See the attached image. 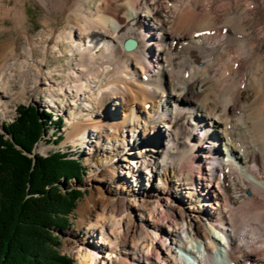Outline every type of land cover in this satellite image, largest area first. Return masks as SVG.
Here are the masks:
<instances>
[{
    "label": "bare ground",
    "instance_id": "1",
    "mask_svg": "<svg viewBox=\"0 0 264 264\" xmlns=\"http://www.w3.org/2000/svg\"><path fill=\"white\" fill-rule=\"evenodd\" d=\"M27 2L45 14L47 32L29 34ZM260 9L255 0H0V36H7L0 39V107L7 110L12 96L26 100L32 69L48 93L50 74L60 73L47 62L67 54L73 67L63 93L73 105L86 104L84 114H69L76 135L68 140L89 144L87 162L100 158L71 233L76 264H188L186 254L194 264H264ZM13 32L24 41L19 49ZM126 39L135 41L129 51L121 47ZM107 105L122 109L123 118L113 120L117 113L108 109L101 115ZM132 156H141L158 187L142 183L141 168L128 165ZM120 170L132 178L126 189L141 191L135 200L113 187L123 182ZM191 214L203 220L201 231ZM193 242L203 250L189 248Z\"/></svg>",
    "mask_w": 264,
    "mask_h": 264
},
{
    "label": "trees",
    "instance_id": "2",
    "mask_svg": "<svg viewBox=\"0 0 264 264\" xmlns=\"http://www.w3.org/2000/svg\"><path fill=\"white\" fill-rule=\"evenodd\" d=\"M47 117L33 105H20L13 121L1 128L0 264H70L53 250V233L69 227L83 194L70 182L82 181L84 167L68 153H34L35 145L46 141ZM59 141V135L51 140Z\"/></svg>",
    "mask_w": 264,
    "mask_h": 264
},
{
    "label": "rangeland",
    "instance_id": "3",
    "mask_svg": "<svg viewBox=\"0 0 264 264\" xmlns=\"http://www.w3.org/2000/svg\"><path fill=\"white\" fill-rule=\"evenodd\" d=\"M255 2L261 8L260 11L258 10L259 14L255 15V20L257 21L259 19L258 20L259 22L264 23V8H262V7H264V4H263L264 0H255ZM251 9H253L252 6H251ZM25 12H26L25 14H26L27 25H28L30 35H37L40 31L41 32H43V31L47 32V28L44 25L45 14H43V12L41 11L40 8H38L35 4H33L31 2H27ZM5 25L10 26L9 21H7L5 23ZM57 25L58 24L56 22H52V27H57ZM12 35L14 38H16L15 43L17 45V48L19 49L20 44H23L24 41H23L21 36H18L14 32L12 33ZM5 38H7V36H0V39H5ZM263 40H264V38H263ZM39 53L40 52H37L36 55L37 56L40 55ZM69 58H70V56L68 54H67L66 58L65 57L61 58L58 55L55 57L53 56L52 58H49V61L47 62V67L52 68V69L57 68L58 74L59 73L60 74L59 75H56V73L50 74L47 82L49 81V83L52 84L53 89L51 88L49 91H47L48 93H46L47 89H44L45 85L42 84L44 81L41 79H39V80L34 79L36 77V74H34V73H36V69L35 70L32 69L31 70L32 72H30V75L28 77L29 79L26 80V89H25L26 100H19L18 98H15L14 96H12L11 97L12 102L10 101L7 110H5V106L0 107V127H1L2 123L11 122V120L16 116V108L20 105H23V106L33 105L37 109H43L44 108L45 110L51 111L56 116L59 115L62 117L63 125H62V128L60 130H58V133L62 134L63 139L59 143H52L51 139H52V137L54 138V136H53L54 133H52L53 129L50 128L49 131L47 132V136L44 138L46 141L41 140L40 142H38L34 147V153L45 156L51 152L58 151V150L61 152L67 151V152H70L71 156L77 157L80 160L82 166H84L85 171H84V174L82 177V181L79 184H76L73 181L70 182L71 187L79 189L83 194L80 197V199L77 201L76 206H75L72 214L70 215V218L68 220L69 227L65 230L55 231L53 233V235H55L54 241H56V243H57V246L54 247L53 250L59 256L66 257L70 261V264H76L77 259L75 256V252L70 249V247H72V240L74 239V237H71V233L76 232V230L78 229L79 221H80L79 214L76 211L78 210L79 206L82 203H85L87 198L91 195V192L94 191V186H95L94 184L96 183V181L92 182L89 179L90 174L92 175L91 164L93 161L96 162V160H99L98 158H100V156L97 157V156L91 155L90 162L89 161L87 162L86 161L87 156L85 153L90 152L89 144L88 145L87 144L81 145V143L80 144L79 143L74 144L70 140H68L70 138V136H72L71 138L74 140L75 139L74 137L76 135V134H73V130L69 126V123H68L69 122V114L71 112H73L75 114L79 113L82 115L85 112V111H83V108H84V106H86L84 101H77L73 105L72 102L70 101L71 96L63 93L64 86H66L68 84V80H67V76H66V74L68 73V70H66V69L73 67L72 63L70 64V62H69ZM59 70H61V71H59ZM52 75H53V77H52ZM19 81H20V75L16 74L12 83L15 86H17L18 85L17 82H19ZM208 84H205V85L210 86V84L209 85ZM35 85H36V87H35ZM56 87L60 88L61 92L59 90H56L57 89ZM255 98L257 99L256 101L258 102V97L255 96ZM118 102H119L118 100H114L112 105L114 107H116L114 104L118 103ZM183 102L189 103L187 101H183ZM42 105L45 107L42 108L41 107ZM112 105H107V106L102 107L101 112H100L101 115L105 116V114H107L105 112L108 109V110L113 111L111 115H114L117 113L113 120H117V121L121 120L123 118V110L119 109V107H118L119 110H117V111L115 110V108L111 109ZM87 109H88V107H87ZM246 109H247V115H248L249 114L248 107H246ZM115 111H116V113H115ZM94 118H98V117L93 116L92 119H94ZM82 120L86 121L88 119L83 117ZM104 120H106V118L102 119V121H104ZM158 125L160 127L159 132L164 134L165 128L163 127L162 124H158ZM85 130H87V129H85ZM101 134H103V132ZM161 142L164 143V140L162 139L160 141V143ZM105 147H107V149L110 150V148H112V145L106 144ZM137 147H138V149H140V146H137ZM218 149H221L222 153H224L222 146L218 147ZM119 157H124V156H119ZM147 157L150 158V156H147ZM139 159H142L141 156H138V158H136V159L134 158V156H132V158L128 159L129 167H131L133 165L134 169L137 170V168L138 169L141 168V170H142V168H144L145 166L143 165L144 163L142 161H139ZM112 161L117 162V160H112ZM142 171L141 172L137 171L142 176V180H143L142 183L145 185L147 184L150 187L153 186V189H154V187H158L160 182L157 180V178L156 179L152 178V177H150V174H144V173H148L147 171H143V172ZM120 174H121V177L123 178V182L116 184L115 183L116 179H115L114 183L116 185H114L113 187H116L117 189H119L120 193H122L123 195H127L129 197V200H135V198L137 197L135 194L136 193L141 194V191L138 190V188L134 187V186H132V187L127 186L128 189H126V187H125L126 183L124 182L125 179H127V181L132 183V180H131L132 178L124 176L125 172L123 170H120ZM207 174H209V173H207ZM88 179H89V181H88ZM122 184H123V187H122ZM133 184H136V183H133ZM99 191L103 195H107V192L105 191V189L101 188ZM125 193H127V194H125ZM129 193H131V195L133 194L135 196H133V198H132L131 195H128ZM173 195L175 196V198L178 197L176 194H173ZM139 199H140V201L143 200L141 197H139ZM131 203H132V201H131ZM179 211H180V209H179ZM180 212H178L177 216L180 215V216L184 217V215H182ZM165 213H167V212L165 211ZM163 216L165 217L167 215H163ZM191 216L192 217H189V219H190L189 223H193L192 228L195 231L196 230L201 231L202 230L200 228L202 226L201 221L203 223V220L200 217H196V216L193 217L192 214H191ZM133 219H134V217H133ZM82 224L83 225H81L82 227L80 228L81 230H82L83 226H85L86 222L82 221ZM211 234L215 237V240L219 241L220 239H222V241H224L222 234H220L218 232H214V231H211ZM96 238L99 240V236H96ZM193 245H196L197 249H199L200 251L203 250L202 245L198 242L197 243H195V242L190 243L189 248L193 247ZM254 246H255L254 244H250V246L248 245V248L249 249L252 248V250H254ZM91 249L93 250L92 247H91ZM216 251H217L216 253H220L219 249H217ZM177 252L179 254H184L182 252V250H178ZM186 255L189 256L188 254H186ZM213 257H214V255H213Z\"/></svg>",
    "mask_w": 264,
    "mask_h": 264
},
{
    "label": "water",
    "instance_id": "4",
    "mask_svg": "<svg viewBox=\"0 0 264 264\" xmlns=\"http://www.w3.org/2000/svg\"><path fill=\"white\" fill-rule=\"evenodd\" d=\"M134 46V43L129 44L128 41H124V43L122 44V48L125 50V51H128V50H131Z\"/></svg>",
    "mask_w": 264,
    "mask_h": 264
}]
</instances>
